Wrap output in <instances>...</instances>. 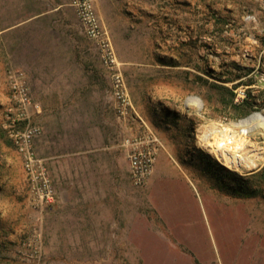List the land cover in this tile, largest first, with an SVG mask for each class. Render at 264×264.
<instances>
[{
	"label": "rangeland",
	"instance_id": "1",
	"mask_svg": "<svg viewBox=\"0 0 264 264\" xmlns=\"http://www.w3.org/2000/svg\"><path fill=\"white\" fill-rule=\"evenodd\" d=\"M93 2L130 100L124 112L117 108L112 70L102 63L98 43L85 35L69 0H0V13L25 21L6 43L0 39V264L20 261L29 239H38L36 264H200L194 254L202 245L214 253L230 247L231 264H259L264 255V123L244 131L240 120L255 112L264 115V0ZM15 71L24 74L38 100L65 107L44 115L45 133L57 144H94L97 161L115 158L124 172V153L115 146L126 149L125 138L155 136L151 172L166 156L193 174V194L204 208L186 225L198 239H185L178 222L164 218L184 207L172 190L169 198L176 203L161 202L158 193L150 200L151 172L142 185L127 175L129 185L143 194L137 202L135 196L128 198L122 238L89 239L86 219L71 226L54 207L33 206L20 158L3 127L10 104L8 76ZM47 77L60 82L47 84ZM50 86L58 91L43 93ZM237 89L246 96L236 98ZM224 125L246 139L239 154H251L254 166L226 168L200 141L203 132L212 141ZM104 143L114 145L111 153L100 148Z\"/></svg>",
	"mask_w": 264,
	"mask_h": 264
},
{
	"label": "crops",
	"instance_id": "2",
	"mask_svg": "<svg viewBox=\"0 0 264 264\" xmlns=\"http://www.w3.org/2000/svg\"><path fill=\"white\" fill-rule=\"evenodd\" d=\"M8 16L6 13H0V39H4L5 43L14 30L25 23V21L8 18ZM47 78L45 82L47 84L51 82L58 84L60 82L59 77ZM29 89L31 103L27 111L30 118L42 128V132L35 138V150L45 162L55 190L54 201L45 208L54 207L57 213L64 215V220L72 223L71 226L75 225L74 221L76 220L86 219V226L89 228V239L122 238L123 230V236H126L128 198L135 196L137 202L138 197L143 194L142 188L129 185L127 176L129 175V163L126 149L120 148V144L115 146V151H123L126 159L124 172H121L118 171L114 161L115 158L110 160V163H103L104 160L97 161L95 155L92 154L99 147L94 144L86 143V146L74 144L70 147L61 142L55 143L53 137L51 135L48 137L45 133L48 122L44 119V115L53 110L57 111L56 114L61 113L62 108L65 107L61 103H44L35 97V93L30 87ZM42 91L43 93L57 92L58 87L50 86L49 88H43ZM57 97H59V93ZM43 99H47V97L44 96ZM60 120L62 118L58 117L56 123L58 124ZM76 120L79 121L80 119L76 118ZM61 124H64V121H61ZM56 144L58 147L53 150L52 146ZM113 146V144L104 143L100 148L111 153V147ZM179 163L173 157L160 156L148 178L147 190L149 197H152L151 201L153 197L156 200L157 193L163 198L161 202L169 204L179 201L174 197L169 198V190L179 196L184 207L175 210L173 216L166 214L163 217L166 220L170 219L178 222L176 226L182 228L181 234L185 239H198L195 236L196 231L192 230V227H188L186 222L190 221L191 217L202 216L204 207L193 194L192 189L195 191V186L192 172L181 167ZM0 189H2L1 183ZM81 212L86 213V217L80 216L79 213ZM135 214L137 218L138 213L135 212ZM245 240L250 244L257 242V246L261 243L256 239ZM199 249L194 255L200 264H224L223 261H225V264H231L234 260L232 250L230 247L227 249V246L224 247L222 252L218 251L217 253L203 250V245L199 246ZM259 264H264V255L259 257Z\"/></svg>",
	"mask_w": 264,
	"mask_h": 264
},
{
	"label": "built area",
	"instance_id": "3",
	"mask_svg": "<svg viewBox=\"0 0 264 264\" xmlns=\"http://www.w3.org/2000/svg\"><path fill=\"white\" fill-rule=\"evenodd\" d=\"M69 2L83 26L85 35L98 43L102 63L112 70L113 93L117 101V108L120 112H124L130 106V100L125 91L115 57L103 35L94 2L93 0H69ZM8 86L10 104L5 108L3 127L20 158L27 181L29 201L33 206L42 208L54 201L55 190L47 166L35 150V138L41 133V127L30 118L27 111L31 103V95L24 74L20 71L10 74ZM245 96L246 93L243 89L236 90V98L242 99ZM148 137L142 135L123 140L130 178L136 185L144 184L152 169L157 139L152 134ZM23 244L25 249L22 258L11 264H36L40 257L38 239H29Z\"/></svg>",
	"mask_w": 264,
	"mask_h": 264
},
{
	"label": "bare ground",
	"instance_id": "4",
	"mask_svg": "<svg viewBox=\"0 0 264 264\" xmlns=\"http://www.w3.org/2000/svg\"><path fill=\"white\" fill-rule=\"evenodd\" d=\"M240 122L246 125L243 129L245 131L252 128L258 122L264 123V115L260 112H255L240 120ZM209 135L208 132H203L202 135L200 134V141L210 147V151L215 153L216 159L222 166L240 170L243 167L249 168L255 165V160L250 156L251 154H239V149L244 147L247 141L245 138L238 136L234 128H228L225 125L218 127L216 134L212 136V141L208 140ZM253 154L254 152H252Z\"/></svg>",
	"mask_w": 264,
	"mask_h": 264
},
{
	"label": "trees",
	"instance_id": "5",
	"mask_svg": "<svg viewBox=\"0 0 264 264\" xmlns=\"http://www.w3.org/2000/svg\"><path fill=\"white\" fill-rule=\"evenodd\" d=\"M218 87H220V88H225V89H227V87H224V86H222V85H217ZM230 93H231V95H233V93L230 91ZM247 100H245V102H246Z\"/></svg>",
	"mask_w": 264,
	"mask_h": 264
},
{
	"label": "water",
	"instance_id": "6",
	"mask_svg": "<svg viewBox=\"0 0 264 264\" xmlns=\"http://www.w3.org/2000/svg\"><path fill=\"white\" fill-rule=\"evenodd\" d=\"M248 117V116H247Z\"/></svg>",
	"mask_w": 264,
	"mask_h": 264
}]
</instances>
